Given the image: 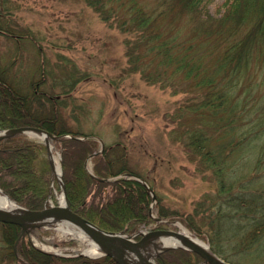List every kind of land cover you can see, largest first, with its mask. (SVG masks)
Here are the masks:
<instances>
[{
  "label": "trees",
  "instance_id": "1",
  "mask_svg": "<svg viewBox=\"0 0 264 264\" xmlns=\"http://www.w3.org/2000/svg\"><path fill=\"white\" fill-rule=\"evenodd\" d=\"M85 1L104 21L132 34L126 39L129 71H139L150 82L192 90L194 96L186 106L194 114V121L173 131L197 160L198 169L211 171L217 183V196L223 197L215 203L217 235L231 237L225 230L237 234L243 226L223 212L226 199L229 207L244 213L251 226L260 227L264 220V188L254 189L252 182L264 168V88L253 78L248 82L245 72L252 63L259 64L264 71V0H226L228 6L220 18H215V24L197 30L203 42L187 46L177 41L174 33L164 32L159 21L162 13L157 8L149 9L138 0ZM161 1L168 2L167 13L178 10L198 16L212 0ZM14 26V21L0 10V33L20 42L25 37L15 34ZM212 47L219 50V55L208 60ZM31 82L19 86L0 69V129L32 125L59 137L55 141L63 148V178L73 210L106 230L135 234L142 224H150L153 196L144 183L124 176L132 173L125 147L117 144L100 151L97 137L70 127L64 120L63 95L71 89L64 86L63 92L54 96L38 92ZM23 135L0 140V187L26 207L41 209L51 192L52 167L41 156L47 151L46 144ZM95 152L92 160L96 177L86 167L87 159ZM113 176L118 177L100 179ZM251 211L252 215H247ZM158 214L166 216L168 212L162 208ZM0 231V248L6 250L0 262L119 264L110 255L65 257L43 252L23 242L21 226L15 223L0 221ZM260 238L264 234L253 232L244 240L251 244ZM211 247L230 260L222 246ZM159 261L200 264L202 257L178 247L164 251Z\"/></svg>",
  "mask_w": 264,
  "mask_h": 264
},
{
  "label": "rangeland",
  "instance_id": "2",
  "mask_svg": "<svg viewBox=\"0 0 264 264\" xmlns=\"http://www.w3.org/2000/svg\"><path fill=\"white\" fill-rule=\"evenodd\" d=\"M138 2L149 9H159L163 15L159 21L164 32L174 33L183 46L191 42L202 43L203 36L197 30L204 25H214L215 18H220L228 6L226 0H212L197 16L178 10L167 13L168 2ZM0 10L14 21L15 34L25 37L16 42L14 38L0 33V69H4L19 86H26L32 81L38 92L45 91L55 96L63 92L64 86L71 89L63 95L62 101L66 123L97 137L99 150L102 148L100 139L104 141V148L117 144L125 147L132 176H124H138L140 180L133 178L147 182L154 190L156 199L150 202L152 219L150 224H142L139 230H181L179 222L210 247L211 244L222 246L230 260L222 258L231 263L264 264V238L251 244V238L244 240L253 232L263 235L264 220L260 227L251 226L244 213L229 207L226 199L223 212L234 217V222L241 221L243 226L237 234L225 230V234L231 237L217 235L214 219L218 208L215 203L223 197L217 196V183L211 171H200L197 160L174 134L173 130L194 121V114L186 106L194 96L192 90L188 87L182 90L184 86L181 85L173 87L150 82L139 71H129L126 39L132 34L104 21L85 0H0ZM207 14L210 15L208 18ZM183 46H179L181 50H184ZM211 50L208 60L219 55L218 49L213 50L212 47ZM263 77L264 71L259 64L252 63L245 72L248 82L253 78L264 88V82L261 84ZM42 80L46 82L41 83ZM23 136L46 144L39 136ZM51 142L54 153L60 156L63 169V148L55 140ZM46 147L47 151L41 156L50 162L47 144ZM93 165L92 157H89L86 167L91 172ZM256 175L253 188H264V168ZM61 191V183L55 181L53 185L52 181V198L49 195L48 206L59 203ZM224 196L228 197L227 194ZM162 208L167 210L166 216H159ZM247 215H252V211ZM155 217L163 218V221H156ZM36 233L53 243L57 251L42 249L36 242ZM20 237L23 242L46 253L97 258V255L88 253L77 254L78 250L89 247V243L56 228L41 225L30 228ZM150 246L154 247L152 243ZM62 252L66 255L59 254ZM5 254L6 250L0 248V259ZM156 260L159 261V258ZM7 261L0 264H8ZM200 264H204L203 258Z\"/></svg>",
  "mask_w": 264,
  "mask_h": 264
},
{
  "label": "water",
  "instance_id": "3",
  "mask_svg": "<svg viewBox=\"0 0 264 264\" xmlns=\"http://www.w3.org/2000/svg\"><path fill=\"white\" fill-rule=\"evenodd\" d=\"M42 132L46 134V137L41 138L45 140L48 146L49 159L53 167L50 142L51 139H58L59 137L49 132L48 130L32 125L2 129L0 130V140L15 136L17 134L33 135V133ZM100 141L102 144L101 150H103L105 144L102 139H100ZM95 154H97V152L93 153L92 156H94ZM127 175L132 176L131 173H127ZM133 177L140 180L138 176L133 175ZM100 179L109 180V178ZM59 182L62 185L66 205H61V202H59L57 205L51 204L41 209H30L26 206L20 205L24 209L20 213H12L0 209V221L20 225L22 228L21 235H23L25 232L29 231L30 228H36L41 226L39 220L44 218L45 216L50 214L57 215L62 219H68L74 222L76 225H79L81 228L89 232L95 238L99 245L102 246V248L104 249L103 253L97 256L110 255L115 258L119 264H160L156 260V258L160 257L162 252L175 247H181L198 253L204 259V264H234L220 257L216 252L211 249L209 245L204 246L203 244H200L194 238L183 234L181 230L169 228H155L150 229L146 232L139 231L136 234H129L123 231L106 230L70 207L63 177L62 180H60ZM143 182L151 190L153 198L156 199V194L154 190L147 184V182ZM155 218L157 221H163L160 217ZM137 234L141 235L139 239L135 238ZM166 235H177L181 237L182 244H161L160 238ZM156 238H159L160 242L157 241ZM150 243H152L154 247H149ZM59 254L66 255V253L64 252ZM77 254L86 253L78 252Z\"/></svg>",
  "mask_w": 264,
  "mask_h": 264
},
{
  "label": "bare ground",
  "instance_id": "4",
  "mask_svg": "<svg viewBox=\"0 0 264 264\" xmlns=\"http://www.w3.org/2000/svg\"><path fill=\"white\" fill-rule=\"evenodd\" d=\"M35 136L39 137H46L45 133H33ZM51 146V154H52V160H53V185L54 182H59L62 180L63 177V169H62V163L60 161V156L54 153V145H52V142H50ZM52 198V196H51ZM59 202H61V205H66L65 195L64 192H59L58 196ZM0 209L12 212V213H20L24 209L20 206L19 203H17L9 194H7L4 190L0 188ZM40 224L46 227L56 228L57 230L61 231L62 233H72L75 236H78L82 238L83 240L87 241L89 243V247L84 248L82 250H78L80 252L88 253L91 255H99L103 253L104 249L102 246L99 245V243L95 240V238L86 230L81 228L79 225H76L74 222L68 220V219H62L58 217L57 215L50 214L45 216L44 218L39 220ZM178 225L181 227V232L185 234L186 236L194 238L197 242L200 244H203L204 246H208L207 243H205L203 240H201L199 237L193 236L189 230L181 223L178 222ZM36 242L37 244L46 250H55L54 244L51 242H48L44 240L41 236H39L36 233ZM161 239V242H160ZM156 238L157 241H159L161 244L165 245H179L182 244V238L177 235H166L162 238Z\"/></svg>",
  "mask_w": 264,
  "mask_h": 264
}]
</instances>
